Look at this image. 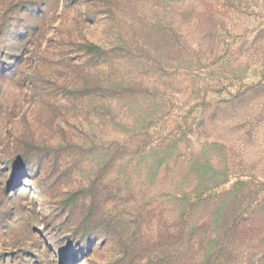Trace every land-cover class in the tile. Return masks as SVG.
<instances>
[{
    "label": "rangeland",
    "instance_id": "rangeland-1",
    "mask_svg": "<svg viewBox=\"0 0 264 264\" xmlns=\"http://www.w3.org/2000/svg\"><path fill=\"white\" fill-rule=\"evenodd\" d=\"M236 182L264 264V0H0V264H192Z\"/></svg>",
    "mask_w": 264,
    "mask_h": 264
},
{
    "label": "trees",
    "instance_id": "trees-1",
    "mask_svg": "<svg viewBox=\"0 0 264 264\" xmlns=\"http://www.w3.org/2000/svg\"><path fill=\"white\" fill-rule=\"evenodd\" d=\"M161 167L159 163L156 171ZM229 182V181H228ZM228 182L219 183L217 186L227 185ZM242 183L236 182L229 190L214 197L204 196L197 187L191 193L182 194L181 200L185 204V213L190 211L187 216L197 210L199 206H207L209 208L208 219L205 224H193L192 227H186V239L198 242V248L194 253V262L192 264H237L238 257L231 252L234 249V239L241 233L244 219V213L234 210L243 208L246 201L250 198V193L246 195L245 191H240L239 187ZM247 185V184H246ZM196 192V193H194ZM191 194H198L197 201L192 203L187 199ZM208 228L211 229L208 231ZM183 236V235H181ZM183 238V237H182ZM182 247V246H180ZM194 245L191 246V248ZM228 250L230 253H228ZM230 256L228 257V255ZM196 256V258H195ZM250 264L249 262H246ZM245 264V263H244Z\"/></svg>",
    "mask_w": 264,
    "mask_h": 264
}]
</instances>
